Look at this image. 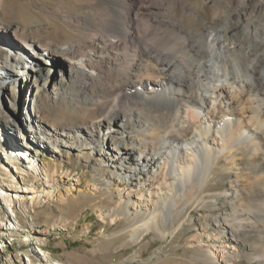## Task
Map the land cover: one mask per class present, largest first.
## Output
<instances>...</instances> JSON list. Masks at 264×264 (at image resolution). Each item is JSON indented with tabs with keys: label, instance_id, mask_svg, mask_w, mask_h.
I'll list each match as a JSON object with an SVG mask.
<instances>
[{
	"label": "bare ground",
	"instance_id": "6f19581e",
	"mask_svg": "<svg viewBox=\"0 0 264 264\" xmlns=\"http://www.w3.org/2000/svg\"><path fill=\"white\" fill-rule=\"evenodd\" d=\"M103 2L110 14V9L121 5L126 20L122 26L124 37L97 30V34L89 35V40L60 45L51 39L52 45L46 46V41L32 37L17 40L24 28L0 20V95L6 100L4 105L12 108L17 103L12 92H17L22 83L13 71H28L26 61L20 60L28 54L38 70L27 77V85L23 84L26 87L21 85L19 91V108L34 114L25 119L28 132L32 134L43 127V120L47 129H53L50 114L56 116L65 100L82 112L77 109L83 104L75 93L78 89L84 90L82 97L92 106L100 105L99 115L82 125L83 134L75 129L65 135L63 130L48 137L55 144L71 146L85 136L87 151H79L77 156L105 180V192L123 191L125 200L120 195L111 209L99 210L101 219L110 215L115 223L122 214L110 213L122 207L130 212L127 220L131 221V239L136 240L138 233L146 231L166 238L183 227L192 208H208L207 225H199L193 237L204 260L210 264H233L232 259L238 258L240 252L238 235L248 232L257 236L253 241L259 249L249 258L264 264V88L259 87L264 81V25L256 24L258 20L262 22L261 15L250 14L243 6L231 11L226 1L224 14L216 17L220 23L213 26L209 21L206 29L195 32L187 31L170 12L169 0ZM110 14L102 18L98 13L94 18L101 27L111 22V28L117 30L119 23ZM68 19L79 20L73 15ZM160 27L174 29L182 42L174 40L159 47L157 41L163 32ZM232 31H239L241 37L228 39ZM243 51L252 59L243 61ZM34 53H38L39 60L47 55V59L64 62L62 73L47 77ZM27 100L32 107L29 111ZM124 119L137 124L129 142L119 148L113 133H123ZM10 141L6 142L13 144ZM15 143L25 167L42 179L43 188L36 192L25 185L21 193L12 196L7 189L11 184L4 180L7 188H0V198L6 204L14 198L27 203L44 197L62 201L74 194L69 182L62 186L53 178L55 170L51 174L41 169L36 148L33 151ZM57 154L60 160H70L60 150ZM239 159L244 161L243 168L239 167ZM217 172L229 174L228 187L209 190ZM207 192L211 195L208 198ZM222 206H227L223 214L214 212ZM209 226L212 230L207 229ZM40 232H34V238L45 241ZM223 235L227 237L222 239ZM202 236L206 240L200 239ZM25 237L28 240L33 236ZM33 250L45 254L51 264H65L46 259L48 255L39 246Z\"/></svg>",
	"mask_w": 264,
	"mask_h": 264
},
{
	"label": "rangeland",
	"instance_id": "374dc122",
	"mask_svg": "<svg viewBox=\"0 0 264 264\" xmlns=\"http://www.w3.org/2000/svg\"><path fill=\"white\" fill-rule=\"evenodd\" d=\"M103 1L105 0H96L94 3L83 0H1L0 20L19 24L24 28L17 34V40L31 39L32 37L33 40L46 41V46L52 45L51 39L60 45H69L79 39L89 40V35L97 34V30L124 37L125 32L122 26L126 20L121 14V5L110 9L112 13L110 14ZM226 1L229 2L231 11L243 6L242 8H245L250 14L252 12L259 13L263 20L262 22L256 21V24L264 25V0H217V3L207 0H169L168 3L170 12L177 16L187 31L201 32L206 29L209 21H212L213 26L220 23L216 17L224 14L223 5L226 4ZM244 1L245 4L238 6ZM103 8L107 11L105 12ZM98 13L102 14V18L107 13L110 14V18L115 19L120 28L117 30L111 28V22H106V25L101 27L98 20L94 18ZM69 15L78 17L79 20H69ZM160 28L163 32L157 41L159 47L162 48L174 40L182 42L183 39L178 38L180 36L174 29ZM240 37L239 31H232L228 35V39L237 40ZM35 56H37L38 65L49 78L59 76L65 67L64 62L47 59V55L42 60H39L38 53ZM241 58L243 61L252 59L244 51ZM20 60L26 61L28 71L22 72V74H19L16 69L13 71V76L14 74L16 77L19 76L22 83H19L20 86L16 88L17 92H12L17 103L11 105L12 108H10L7 104L4 105L3 101L6 102V100L0 95V188H7L4 180L10 182L8 184L11 186H8L7 189H10L9 192L12 196L18 194L25 185H30L36 192L43 188L42 179L37 177L34 171L25 167L17 147L13 145L16 142L15 144H24L25 148L29 150L36 148L41 169L51 174L55 170L52 174L53 178L60 181L62 186L69 182L74 194L62 201L55 197L51 199L44 197L33 203H27L25 200L17 202L14 198L12 203L6 204L0 198V264H27L29 261L38 264H51L45 260V254L39 255L33 250V248L36 249V246L41 247L48 255L46 259L53 260L52 262L62 261L65 264H210L204 260L197 241L195 243L193 240L199 225H207L205 218L210 212L208 208L200 206L192 208L191 211H188V221L184 223L183 227L166 238H161L155 231H146L138 233L136 240L131 239L129 231L131 221L127 220L130 212H125V208L122 209V207L110 213L111 215L122 214L115 223L111 221L110 215H105L104 219L100 218L99 210L111 209L117 203V198L120 195L123 196V199L125 198L123 191H114L111 194L105 192V180L99 178L91 166L85 164L83 159L77 156L79 151H87L85 150V136H81L71 146H63L59 142L55 144V140L48 137L49 134L54 135L56 131L63 130L65 135L75 129L83 134L82 125L89 124L99 115L100 105L95 103L92 106L90 102L84 100V90L78 89L75 93L79 94L83 104L77 109H81L82 112L74 109L71 103L65 100L56 116L53 117V112L50 114L49 119L53 124V129H50L51 127L47 129L43 120L40 122L43 127H39L36 132L31 134L27 131L26 120L34 114L24 113L25 110L19 108L18 102L21 95L19 91L22 90V87H26L25 82L29 81L27 77L38 70L30 55L24 54ZM229 62L232 67L233 60L230 59ZM24 83L26 85H23ZM259 87L264 88V81ZM86 97L89 99L90 95L86 94ZM30 104L31 102L27 100L25 106L28 111L32 108ZM12 116L14 121L11 120ZM1 119L5 122L2 123ZM123 122L126 123L123 133L121 130L113 133L116 138V146L119 148L129 142V137H132L134 126L137 124L135 121L126 119ZM7 140H11L10 142L13 144H8ZM101 142L98 140L99 144ZM58 150L64 155H68L70 160L65 157L60 160L57 154ZM238 162L239 167L243 168V159H239ZM228 177L229 174L223 176L221 172H217L212 186L208 189L212 191L226 189ZM27 195L24 194V197L27 198ZM206 195L207 198L211 196L208 192ZM226 208L227 206L218 207L214 212L223 214ZM207 229L212 230L210 226ZM37 230L41 231V235H38L45 237V241L34 238L37 234L33 233ZM31 232L33 233L31 234ZM26 234L33 236L32 239L26 240ZM226 237L227 235H223L222 239ZM200 239L206 240L204 236ZM238 239L240 252L238 258L232 259L233 264H259L257 259L253 261L249 258L250 254L259 253V249L253 241L257 239V236L247 232V234H239ZM225 240L227 241V239ZM203 250L207 251V247H203Z\"/></svg>",
	"mask_w": 264,
	"mask_h": 264
},
{
	"label": "water",
	"instance_id": "95a60500",
	"mask_svg": "<svg viewBox=\"0 0 264 264\" xmlns=\"http://www.w3.org/2000/svg\"><path fill=\"white\" fill-rule=\"evenodd\" d=\"M12 120L14 121V117L12 116Z\"/></svg>",
	"mask_w": 264,
	"mask_h": 264
}]
</instances>
